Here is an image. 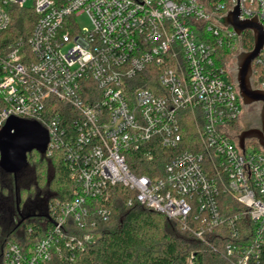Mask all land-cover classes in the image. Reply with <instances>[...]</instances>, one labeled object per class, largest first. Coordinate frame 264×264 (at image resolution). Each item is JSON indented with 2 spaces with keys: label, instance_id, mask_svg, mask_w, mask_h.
<instances>
[{
  "label": "built area",
  "instance_id": "2783aa9c",
  "mask_svg": "<svg viewBox=\"0 0 264 264\" xmlns=\"http://www.w3.org/2000/svg\"><path fill=\"white\" fill-rule=\"evenodd\" d=\"M237 5L239 20L264 27V0H0V35L12 7L36 17L27 40L0 39V128L11 117L39 123L47 156L60 152L74 183L69 202L51 204L45 236L26 249L9 243L4 264L72 260L95 242V219L110 218L116 186L199 241L223 242L227 264H260L264 149H242L234 133L244 105L231 64L243 34L218 22ZM223 47L231 64L220 62ZM136 154L162 165L135 175Z\"/></svg>",
  "mask_w": 264,
  "mask_h": 264
},
{
  "label": "trees",
  "instance_id": "16d2710c",
  "mask_svg": "<svg viewBox=\"0 0 264 264\" xmlns=\"http://www.w3.org/2000/svg\"><path fill=\"white\" fill-rule=\"evenodd\" d=\"M54 1L62 5L67 0ZM35 21L36 17L30 9L12 7L10 25L0 39L4 43L16 39L27 40ZM252 49L253 36L250 32H244L241 50L249 52ZM220 54L221 64L230 62L232 50L223 47ZM252 71L255 80L264 84V65H253ZM3 109L0 101V113ZM33 156L38 160L29 167L28 161ZM157 160L158 157L151 164H146L136 154L128 160V164L135 175L151 176L150 168L162 165ZM38 184H44L47 192L44 196L45 212H32V215L20 218L21 211L24 213L28 206L27 202L22 203L19 191ZM73 189L74 183L60 152L47 156L46 152L40 154L33 151L27 155V166L16 177L0 168V264H4L3 255L9 243L26 249L45 236L52 227L49 218L51 204L69 202ZM227 203L234 207L230 201ZM106 207L111 212L110 218L107 221L95 219V228L87 230L95 234V242L75 254L72 260L55 264H227L223 242L213 241L215 237L211 234L205 236L208 242L199 241L193 233L182 229L178 222L139 204L133 191L121 186L111 188ZM236 208L233 209L237 211ZM260 264H264V249Z\"/></svg>",
  "mask_w": 264,
  "mask_h": 264
},
{
  "label": "water",
  "instance_id": "95a60500",
  "mask_svg": "<svg viewBox=\"0 0 264 264\" xmlns=\"http://www.w3.org/2000/svg\"><path fill=\"white\" fill-rule=\"evenodd\" d=\"M240 9L232 11L219 19L225 28H232L238 36L250 32L253 36V49L241 52L236 57V83L244 106L260 104L259 128L249 129L238 135L240 147L247 140H255L264 149V91L256 89L257 82L252 79V63L264 49V27L257 18L239 20ZM49 137L47 131L37 122L11 117L0 128V168L14 177L27 166V155L33 151L44 154Z\"/></svg>",
  "mask_w": 264,
  "mask_h": 264
},
{
  "label": "rangeland",
  "instance_id": "374dc122",
  "mask_svg": "<svg viewBox=\"0 0 264 264\" xmlns=\"http://www.w3.org/2000/svg\"><path fill=\"white\" fill-rule=\"evenodd\" d=\"M25 6L28 8H31L32 3L30 1H28L25 4ZM75 21L82 30H86V29L91 28L89 19L86 15H79V16L75 17ZM234 61L231 59L229 64H231ZM234 63H236V62H234ZM234 63L231 64V67H234L236 69V66ZM223 80L227 82L228 81L227 76H224ZM260 109H261L260 104L243 106L241 117L234 127V133L239 134L240 132H242L244 130L247 131L248 129L259 128ZM251 141H252V143L250 144V147H248L249 150H250L251 146L256 147V141L255 140H251ZM37 160H38V158L36 156L30 157V159L28 161L29 167H31L32 163L37 162ZM44 184L43 185L38 184V186H34V185L29 186V187L27 186V188L25 187L26 189L19 191V193H20L19 197H20L22 203L27 202V206H28L27 209L24 211V213H23V211H21L22 214H21L20 218H25L26 216L32 215L33 214L32 212H35L34 214H42L45 212L46 203H45V197L44 196L47 192L45 191ZM38 194H40V196H38Z\"/></svg>",
  "mask_w": 264,
  "mask_h": 264
},
{
  "label": "flooded vegetation",
  "instance_id": "af4514ba",
  "mask_svg": "<svg viewBox=\"0 0 264 264\" xmlns=\"http://www.w3.org/2000/svg\"><path fill=\"white\" fill-rule=\"evenodd\" d=\"M255 129H257V128H255ZM248 130H249V129H248ZM244 131H246V130H244ZM244 131H242V132H244ZM242 132H240V133H242ZM240 133H239V134H240Z\"/></svg>",
  "mask_w": 264,
  "mask_h": 264
}]
</instances>
